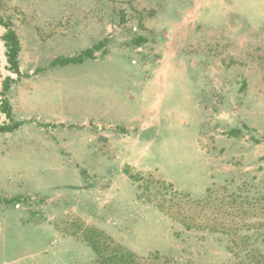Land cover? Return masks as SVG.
Instances as JSON below:
<instances>
[{
    "label": "rangeland",
    "instance_id": "1",
    "mask_svg": "<svg viewBox=\"0 0 264 264\" xmlns=\"http://www.w3.org/2000/svg\"><path fill=\"white\" fill-rule=\"evenodd\" d=\"M5 98L0 264H264V0H0Z\"/></svg>",
    "mask_w": 264,
    "mask_h": 264
},
{
    "label": "trees",
    "instance_id": "2",
    "mask_svg": "<svg viewBox=\"0 0 264 264\" xmlns=\"http://www.w3.org/2000/svg\"><path fill=\"white\" fill-rule=\"evenodd\" d=\"M7 28H8L7 34L4 36V40H5L7 51H8L7 59L11 65L13 72L17 74L18 76H20V70H19V64H18V55L20 52V41H19V38L16 32L10 27H7ZM91 53H92L91 50H87L84 52L82 56H79L77 58L59 59V60L57 59L53 63H54V66H57V65L66 66L69 64H80V63H83L85 58H90ZM7 90H8V87L5 88V91ZM0 109H1V112L9 118V120L13 121L12 108L6 98L2 101ZM21 125L22 123L17 122V123H14L12 126L0 127V133L13 132L14 130H17ZM128 258L129 259L132 258L133 260H135L134 262L136 264H140L138 263L137 259H135L137 257L132 253H128V254L123 253V255H119V253H116L113 256H111L109 259H106L98 254L97 259H96V264H119V262H123V260L128 259ZM157 259H160V258L158 257ZM141 264H144V263L142 262ZM145 264H151L150 260H145Z\"/></svg>",
    "mask_w": 264,
    "mask_h": 264
}]
</instances>
